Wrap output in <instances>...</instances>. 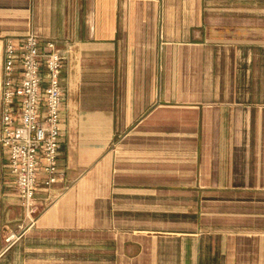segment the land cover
I'll return each instance as SVG.
<instances>
[{
  "label": "crops",
  "instance_id": "crops-1",
  "mask_svg": "<svg viewBox=\"0 0 264 264\" xmlns=\"http://www.w3.org/2000/svg\"><path fill=\"white\" fill-rule=\"evenodd\" d=\"M28 34L65 58L59 176L28 225L0 143V264H264V0H0V101Z\"/></svg>",
  "mask_w": 264,
  "mask_h": 264
},
{
  "label": "built area",
  "instance_id": "built-area-1",
  "mask_svg": "<svg viewBox=\"0 0 264 264\" xmlns=\"http://www.w3.org/2000/svg\"><path fill=\"white\" fill-rule=\"evenodd\" d=\"M64 60L54 42L40 43L33 34L25 35L18 44L7 41L4 48L0 143L28 225L39 214L34 198L38 174L44 175L47 184H55L59 176L60 74Z\"/></svg>",
  "mask_w": 264,
  "mask_h": 264
},
{
  "label": "rangeland",
  "instance_id": "rangeland-1",
  "mask_svg": "<svg viewBox=\"0 0 264 264\" xmlns=\"http://www.w3.org/2000/svg\"><path fill=\"white\" fill-rule=\"evenodd\" d=\"M64 49H65V48H64ZM64 49H63V50H64ZM20 225H21V224H20ZM24 225H25V224H24ZM24 225H23V226H24ZM13 235H15V234H13ZM8 237H11V235L7 236L6 238H8Z\"/></svg>",
  "mask_w": 264,
  "mask_h": 264
}]
</instances>
